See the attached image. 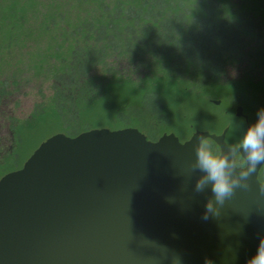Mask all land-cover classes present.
Here are the masks:
<instances>
[{
	"label": "water",
	"instance_id": "1",
	"mask_svg": "<svg viewBox=\"0 0 264 264\" xmlns=\"http://www.w3.org/2000/svg\"><path fill=\"white\" fill-rule=\"evenodd\" d=\"M210 136L233 175L248 169L239 144L203 129L187 140L134 126L47 137L0 179V264H248L264 237V162L205 220L214 196L210 184L195 190L194 146Z\"/></svg>",
	"mask_w": 264,
	"mask_h": 264
},
{
	"label": "flooded vegetation",
	"instance_id": "2",
	"mask_svg": "<svg viewBox=\"0 0 264 264\" xmlns=\"http://www.w3.org/2000/svg\"><path fill=\"white\" fill-rule=\"evenodd\" d=\"M117 3L0 0V179L22 168L47 137H73L98 127L86 106L108 77L100 67L86 75L71 70L74 61H108L110 71L136 85L157 71L153 61H207L199 75L187 67L184 77L199 81L213 76L221 95L210 102L227 119L220 130L192 123L186 137L166 131L182 140L203 129L239 144L264 108V0H176L183 9L168 20L174 26H166L165 19L151 25L147 16L145 23L128 3L118 24L112 13ZM101 18L109 25H101ZM235 119L242 124L241 137L230 141L224 131ZM203 141L220 154L213 136ZM235 155L237 164L245 165L237 150ZM259 180L264 182V164Z\"/></svg>",
	"mask_w": 264,
	"mask_h": 264
},
{
	"label": "trees",
	"instance_id": "3",
	"mask_svg": "<svg viewBox=\"0 0 264 264\" xmlns=\"http://www.w3.org/2000/svg\"><path fill=\"white\" fill-rule=\"evenodd\" d=\"M226 1L228 0H224V2ZM117 2V8L112 12L116 16L114 22L117 23L120 22L119 17L125 11L123 6L126 3L134 6L135 18L138 17L147 23L145 19L147 16L151 25H157V20L165 19L166 26H174V23H170L168 20L173 21L172 16L183 9L176 3V0H148L147 2L117 0ZM187 9L193 10L190 7ZM194 13L196 10L193 11V16ZM193 16L191 15V17ZM103 18H101L100 24L109 25V20L103 22ZM121 49L119 48V50ZM204 62L207 61H153L152 65L158 68L157 71H151L146 79L138 85L121 75H116L114 71H110L108 61H74L71 63V70L76 69L82 75H86L91 68L100 67L101 72L107 75L108 78L103 83L101 91L95 96L94 101L86 106V111L92 116L95 115L96 118L100 116L101 107L105 101V92L116 85L124 83L129 85L128 95L122 96L119 104H116L115 101L110 105L108 102L110 111L106 113L108 114L106 115V124L113 129L138 127L146 133L148 139L155 141L163 132L173 128L170 126L173 125L174 119L178 115L182 114L185 119L188 118L186 124L189 128L193 123L194 114L200 113L206 103L211 104V98L220 97V92L214 90L217 81L213 76L206 75L199 81H189L184 77L188 68H192L193 73H195V69H198L196 74L199 75L203 68L208 67ZM209 68L214 69V63L209 65ZM186 105H191V109L182 112L181 109Z\"/></svg>",
	"mask_w": 264,
	"mask_h": 264
},
{
	"label": "clouds",
	"instance_id": "4",
	"mask_svg": "<svg viewBox=\"0 0 264 264\" xmlns=\"http://www.w3.org/2000/svg\"><path fill=\"white\" fill-rule=\"evenodd\" d=\"M239 147L243 149L249 167L235 176L232 172L233 163L227 157L218 156L203 139L194 146L196 155L194 167L204 173L198 179L195 190L203 191L210 184L214 196V200L209 199L205 205L203 215L205 220L210 215L218 216L225 201L232 197L237 188H247L249 186L247 177L255 171L258 164L264 162V108L258 110L256 120L244 131ZM172 264H180V258L173 256ZM205 264H212V261L206 260ZM248 264H264V237L260 239L257 252L249 259Z\"/></svg>",
	"mask_w": 264,
	"mask_h": 264
},
{
	"label": "rangeland",
	"instance_id": "5",
	"mask_svg": "<svg viewBox=\"0 0 264 264\" xmlns=\"http://www.w3.org/2000/svg\"><path fill=\"white\" fill-rule=\"evenodd\" d=\"M188 5L190 6L191 2H189ZM129 88L130 86L125 83L109 88L105 92V96H104L105 101L103 103V106L101 107L100 116L96 118L95 115H93L94 119H92L93 121L92 123L98 126H103L104 124H106V115H108L106 113H109L108 111H110V109H108V102L110 103V105L112 104L111 102H115V101H116V104L117 103L119 104L122 96L128 95ZM111 100H114V101H111ZM190 109H191V105H186L184 108L181 109V111L187 112ZM195 114L192 119V122L194 123L195 126H209L211 128L220 130L223 128L222 125L226 121L225 114L221 111V109L213 106L210 103L209 104L206 103L205 106L203 107V110L200 113L197 112ZM180 115L181 116L178 115L176 119H174L173 125H171L170 127L171 128L173 127L171 130H174L179 135L186 137L188 133L190 132V129L187 127V124H186V122H188L187 120L188 118L185 119L182 116V114ZM46 126L51 127L49 125H46ZM229 126L230 127L226 131H224L225 138L230 141H235L238 138H240L241 137L240 133L242 131L241 122L238 119H235L231 124H229ZM222 138H223V135H222Z\"/></svg>",
	"mask_w": 264,
	"mask_h": 264
}]
</instances>
